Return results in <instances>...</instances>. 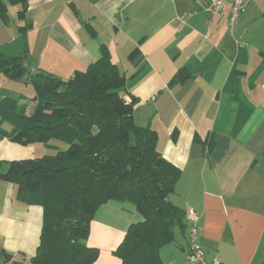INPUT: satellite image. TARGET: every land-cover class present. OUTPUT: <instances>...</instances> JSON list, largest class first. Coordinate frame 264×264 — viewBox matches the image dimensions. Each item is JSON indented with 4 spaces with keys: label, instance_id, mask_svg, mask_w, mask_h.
Returning <instances> with one entry per match:
<instances>
[{
    "label": "crops",
    "instance_id": "1",
    "mask_svg": "<svg viewBox=\"0 0 264 264\" xmlns=\"http://www.w3.org/2000/svg\"><path fill=\"white\" fill-rule=\"evenodd\" d=\"M229 1L210 15L201 0H27L23 21L18 7H8L7 26L0 20V51L19 56L25 26L23 67L62 82L105 46L126 81L119 96L136 99L133 122L157 135L162 159L180 171L167 199L197 215L204 260L264 264V0H250L231 26ZM180 69L189 79L171 82ZM23 81L0 75V99L17 100L28 116L34 92ZM33 147L0 137V165ZM15 189L0 181V249L20 260L36 251L42 209L18 203ZM139 221L128 202L99 207L85 239L95 264H119L114 250ZM187 234L174 230L159 251L163 264H186Z\"/></svg>",
    "mask_w": 264,
    "mask_h": 264
},
{
    "label": "trees",
    "instance_id": "2",
    "mask_svg": "<svg viewBox=\"0 0 264 264\" xmlns=\"http://www.w3.org/2000/svg\"><path fill=\"white\" fill-rule=\"evenodd\" d=\"M27 0H0V20L8 25V7H18L23 21ZM26 27L17 28L24 48L17 57L0 51V75L33 89L30 115L18 101L0 99V137L21 146L47 145L50 140L67 148L53 155L10 161L0 181L14 186L15 200L42 209L39 242L29 264H95L98 252L85 244L95 212L109 202H128L140 221L130 224L114 250L119 264H163L160 248L174 241V230L183 231L184 212L171 204L180 171L162 159L157 135L133 121L136 99L125 102V78L109 59L105 46L100 57L84 72L62 81L42 71L30 74L23 67L27 54ZM137 52L128 58L133 60ZM189 74L180 69L173 83ZM199 143L197 139H194ZM204 145V144H203ZM205 147L210 150L209 145ZM0 264H24L0 249Z\"/></svg>",
    "mask_w": 264,
    "mask_h": 264
},
{
    "label": "built area",
    "instance_id": "3",
    "mask_svg": "<svg viewBox=\"0 0 264 264\" xmlns=\"http://www.w3.org/2000/svg\"><path fill=\"white\" fill-rule=\"evenodd\" d=\"M202 8L204 11L209 13L210 15H218L221 14L226 1L228 0H201ZM250 0H230L231 4V13L229 19V26L233 23V21L237 18L238 14L242 11L246 4H248ZM198 217L192 209H186L184 212V223L187 227L188 232V242L186 248V264H222L221 260H219L218 256H213L209 262H206L205 253L203 248H201V239L200 235H198V227H197Z\"/></svg>",
    "mask_w": 264,
    "mask_h": 264
},
{
    "label": "rangeland",
    "instance_id": "4",
    "mask_svg": "<svg viewBox=\"0 0 264 264\" xmlns=\"http://www.w3.org/2000/svg\"><path fill=\"white\" fill-rule=\"evenodd\" d=\"M6 83H9V82H6ZM21 83L25 84L24 81L21 82ZM16 87H18V86H16ZM21 91L22 92H26L24 88H22ZM23 94H26V93H23ZM25 109H26V107H25ZM0 129L2 131H4V132L9 133V132H11L12 127H11V125L9 123L1 121L0 122ZM34 146L35 147L31 148L30 150H29V148H27L28 149L27 151H29L30 154L27 155V156L22 157L21 159L38 158V157H42L44 155H53V154H55L56 150L62 151V150L67 148V145L65 143L59 142V141H56V140H50L49 143L46 146L42 145V144H39V145L35 144ZM6 170H7V166L5 165V163H2L0 165V173H4ZM28 260H29V257H25L24 264H29Z\"/></svg>",
    "mask_w": 264,
    "mask_h": 264
}]
</instances>
